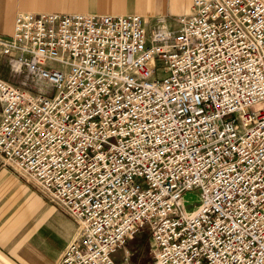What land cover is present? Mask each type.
Masks as SVG:
<instances>
[{
  "label": "built area",
  "instance_id": "2783aa9c",
  "mask_svg": "<svg viewBox=\"0 0 264 264\" xmlns=\"http://www.w3.org/2000/svg\"><path fill=\"white\" fill-rule=\"evenodd\" d=\"M0 51L25 77L0 78V162L78 224L58 264H118L143 230L150 264H264V0L24 11Z\"/></svg>",
  "mask_w": 264,
  "mask_h": 264
},
{
  "label": "crops",
  "instance_id": "0c3cea01",
  "mask_svg": "<svg viewBox=\"0 0 264 264\" xmlns=\"http://www.w3.org/2000/svg\"><path fill=\"white\" fill-rule=\"evenodd\" d=\"M192 3L193 0H0V34H12L17 14L24 11L140 15L148 25L160 20L173 25L177 17L190 11ZM0 78L19 86L17 65L1 51ZM77 234L78 224L72 217L0 162V264H58Z\"/></svg>",
  "mask_w": 264,
  "mask_h": 264
},
{
  "label": "rangeland",
  "instance_id": "374dc122",
  "mask_svg": "<svg viewBox=\"0 0 264 264\" xmlns=\"http://www.w3.org/2000/svg\"><path fill=\"white\" fill-rule=\"evenodd\" d=\"M51 67L60 68L57 61L49 63ZM24 74L19 73V84ZM36 96V93L33 92ZM118 264H150L153 260L151 237L148 230H143L133 238L116 254Z\"/></svg>",
  "mask_w": 264,
  "mask_h": 264
}]
</instances>
